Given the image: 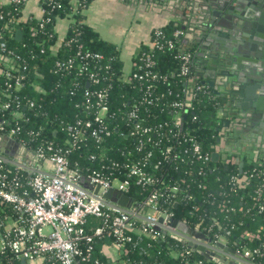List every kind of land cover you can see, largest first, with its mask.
<instances>
[{"label":"built area","instance_id":"obj_1","mask_svg":"<svg viewBox=\"0 0 264 264\" xmlns=\"http://www.w3.org/2000/svg\"><path fill=\"white\" fill-rule=\"evenodd\" d=\"M37 1L41 13L39 26L42 28L52 20L50 9L60 8L62 0H49L50 9L41 0ZM69 1L73 11L87 9L88 0ZM70 15L66 14L71 19ZM3 17L4 14L0 13V19ZM13 21L20 22L18 18ZM30 31L31 35H36V26H32ZM184 34L182 27L175 28L170 34L162 28L155 29L148 50L135 57L131 71L126 73L122 69L121 79L127 83L137 81L141 90L139 100L127 105L122 118V135L133 138L135 149L140 153L138 157L130 158L124 177L108 172L106 165L84 173L77 163L75 166L71 164L68 157L71 149L64 150L54 142L40 143L36 149L28 148L27 141L16 136L18 127L9 128L5 121H0L1 137L11 138L25 149L23 160L10 159L0 151V264H7L3 263V257L8 253L22 262L42 259L52 264H104L94 258L98 240H113L126 255L130 244L137 245L145 235L156 237L158 233L173 235L186 245L189 242L205 245L207 252L229 255L236 264H264L250 260L254 255H264L261 251L264 248V224L258 231L245 229L241 233V238L257 241L260 247L239 251L230 244L226 232L212 234L214 224L203 223L204 218L200 214L203 203L199 204L197 189L203 192L204 202H217L221 213L250 212L251 208L232 206L227 199L215 198L208 189L215 148L211 151L205 148L198 131L202 126L196 111L202 100L212 99L215 94L207 82L195 77L197 51L182 47ZM64 42L68 46L74 43L75 53L57 59L54 70L77 77L70 95L75 96L77 89L84 84L86 86L82 90V99L76 103V107L84 111L83 115L76 116L69 123L61 121L63 130L70 136L72 146L79 147L86 137L99 146L112 134L110 119L115 116L109 98L113 84L104 74L109 65L104 64L106 57L102 53L87 49L78 39V34L67 41L64 39ZM52 49V54L57 55L59 48L56 51ZM174 49L180 53L179 67L173 72L178 83L167 87L170 76L159 69L154 52ZM41 53H46L44 47ZM5 58L23 60L6 40H0L2 70ZM4 73L12 75L10 69ZM24 78V75L16 76L15 90L21 88ZM35 104V100H28L25 107L33 108ZM21 106L19 95L0 101L2 110L15 107L18 116L22 117ZM29 134L35 136L36 133L30 131ZM104 154L105 151L101 150L100 155L92 154L90 159L104 160ZM224 154V159L219 162L239 166L235 155ZM112 166L119 168L117 163ZM251 182L255 185L253 205L264 215V158H258L250 171L243 170L229 178L237 192H245ZM134 186L142 188L140 202L129 195ZM109 190L126 194L131 204L123 206L108 199L105 195ZM179 201L194 202L190 210V215L195 216L192 224L176 218L170 210V205ZM94 218L101 224L92 225L91 219ZM174 221H178L176 225ZM179 222L211 241L179 229ZM242 224H233L232 228ZM225 247H232L237 255L229 254ZM191 252L197 251L189 247L186 251H173L176 256Z\"/></svg>","mask_w":264,"mask_h":264},{"label":"trees","instance_id":"obj_2","mask_svg":"<svg viewBox=\"0 0 264 264\" xmlns=\"http://www.w3.org/2000/svg\"><path fill=\"white\" fill-rule=\"evenodd\" d=\"M41 2L45 6L49 5V0H41ZM91 2L92 0L87 1V8ZM25 6L26 3L23 0H9V2L0 6V13L4 14L3 19H0V40H6L9 46L23 57V60L5 58L4 69L0 68V101L19 95L22 102L19 111L23 116H18L15 107L10 110H2L0 107V121H5L6 126L9 128L18 127L19 130L16 136L18 139H25L28 148L36 149L40 143L54 142L64 150L71 149L68 154L71 164L75 166L77 163L84 173L106 165L108 172L113 171L116 175L124 177L130 158L138 157L140 153L135 149L136 142L134 139L122 135V118L127 105L139 100L141 90L137 81L127 83L121 79L124 62L118 47L114 43L103 40L91 25L84 22V12L87 9L82 10L80 8L73 11L69 0H62L61 7L56 10H51L48 6L52 20L42 28L39 26L40 19L38 18L23 19ZM66 14H71L72 22L65 41L78 34V39L84 43L85 47L102 53L106 57L104 64L109 65V69L104 71V74L108 77V82L113 84L109 98L115 116L110 119L112 134L99 146L89 137H86L79 147L72 146L70 136L63 130L61 124V121L69 123L76 116L83 115L84 111L78 109L76 103L82 99V90L86 86V84L82 85L81 89L76 90V95L72 96L70 92L74 89L73 81L77 80V77L62 71L56 73L54 70L57 59L75 53V44L68 46L66 42L61 44L57 55L52 54L51 51L56 42L54 30L56 18L57 16H66ZM15 18H18L20 22L13 21ZM32 26L37 28L36 35H31L30 28ZM175 28L172 26L163 27L162 29L170 34ZM18 30L23 32L21 40L16 38ZM42 47L46 49V53H41ZM147 47L144 46L138 55L142 51L148 50ZM154 54L158 60L159 69L170 76L166 84L167 87L178 83L176 78H173V72H176L179 67L178 55L180 53L178 49L164 52L155 51ZM24 66H27V68L24 69ZM6 69H10L12 75H5L4 71ZM17 75L25 76L19 90L14 89ZM180 85L182 86V84ZM28 100H35L36 104L33 108L25 107ZM218 103L219 100L217 99L205 98L196 111V113H199V124L202 126V128L198 127V131L201 138H203L205 148L210 151L214 150L220 131V129L217 130L220 127V121L217 117ZM30 131H34L35 136L30 135ZM101 150L105 151L104 160L90 159L92 154L100 155ZM261 158H264V155L259 156V159ZM113 163H117L119 168L115 169L112 166ZM255 163L256 159L254 158L246 161L243 170L245 172L250 171L255 167ZM213 167L212 173L210 172L208 189L214 194L215 198L227 199L230 205L237 208L243 207L246 209L250 207L251 209L250 212L221 213L217 207V202L213 204L204 202L203 192L197 189L196 196L199 199V204L203 203L200 209V214L204 218L203 223L214 224L212 234H218L219 232L229 234L230 244L239 251H243L245 248L254 250L260 247L257 241L249 242L241 238V233L245 229L258 231L264 224V215L259 213L253 205L252 190L255 187L254 182L246 186L245 192L243 190L237 192L229 183V178L231 175L240 172L238 164L225 165L222 162H214ZM142 193L141 187L134 186L129 195L136 202H140ZM220 193H223V196ZM193 205V201H179L174 205H170V210L174 212L176 218L184 219L192 224L195 220V216L190 215ZM239 222H243V224L233 229L232 225ZM91 224L98 226L101 221L94 218L91 219ZM105 239L107 238L98 240L95 243L94 258L108 264L107 260L99 256L97 252V245ZM186 250H188V246L177 237L158 233L156 237L145 235L137 245L130 244L129 253L124 255V259L127 264H188V262L193 263L196 261L201 262V264H218L215 260L206 259L198 252H191L184 256L173 255V251ZM261 251L264 252V248ZM3 258V263L22 264L21 260L13 258L9 253ZM250 260L264 263V255L263 257L254 255ZM47 264L52 263L47 262Z\"/></svg>","mask_w":264,"mask_h":264},{"label":"water","instance_id":"obj_3","mask_svg":"<svg viewBox=\"0 0 264 264\" xmlns=\"http://www.w3.org/2000/svg\"><path fill=\"white\" fill-rule=\"evenodd\" d=\"M179 2L184 9L186 25L194 33L191 49L196 50L198 54L205 48L211 49L210 57L204 64L205 68L209 69L205 82L211 85L219 100L221 108L217 117L221 119L224 115L230 118L225 122L224 130L217 142L223 146L230 144L232 150L236 144L245 146L247 144L241 137H239L241 141L238 142L235 138L239 135V130L251 125L254 120L264 124V0H179ZM22 35L21 30L16 32L17 39L21 40ZM4 139L22 148L17 141L7 136ZM260 152L261 149L258 148L256 160L262 156ZM234 155L239 162L240 172H243L244 159L239 153ZM220 159V152L214 151L213 160L219 162ZM105 196L123 206L131 204L129 196L116 190H109ZM177 222L174 221V224ZM178 224L179 229L205 241H211L204 234L193 231L185 223ZM226 235L229 238V234ZM187 246L218 264H236L234 261H228L224 255L213 251L207 252L205 245H194L193 242H189ZM225 249L229 254L237 255L232 247Z\"/></svg>","mask_w":264,"mask_h":264},{"label":"crops","instance_id":"obj_4","mask_svg":"<svg viewBox=\"0 0 264 264\" xmlns=\"http://www.w3.org/2000/svg\"><path fill=\"white\" fill-rule=\"evenodd\" d=\"M9 2V0H0V6ZM84 22L91 25L99 36L108 42L114 43L124 62V71H131L135 57L144 46L151 43L153 31L163 27H182L185 34L182 38V47L191 49L194 33L186 25L184 18V9L179 0H92L87 10L84 12ZM40 4L37 0H28L26 3L23 19L29 17L39 18ZM72 20L68 16H57L54 30L56 33V42L52 46L56 51L63 40L66 38L70 29ZM187 26V27H186ZM186 27V28H185ZM211 49L205 48L203 52H197L194 73L195 77L205 81L208 68H205L207 59L210 57ZM220 133L224 130L223 119H219ZM241 140L247 145L231 148V145L223 146L216 142L215 151L218 150L221 159H224L227 151L229 155L234 153L241 154L244 162L252 160L257 156V149L260 148L261 155H264V124H259V120H254L251 125L245 126L239 130L236 140ZM0 151L8 158L25 159L24 148H20L13 142L5 141L0 137ZM237 160V159H236ZM98 255L104 257L108 264H127L124 259L122 249L118 247L113 240L107 238L97 245ZM174 256L176 254L173 253ZM228 261H234L229 255H226ZM236 262V261H234ZM22 264H47L46 261L39 259L36 261H23Z\"/></svg>","mask_w":264,"mask_h":264},{"label":"flooded vegetation","instance_id":"obj_5","mask_svg":"<svg viewBox=\"0 0 264 264\" xmlns=\"http://www.w3.org/2000/svg\"><path fill=\"white\" fill-rule=\"evenodd\" d=\"M209 85H210V84H209ZM210 86H211V85H210ZM211 88H212V87H211ZM212 89H213V88H212ZM213 92H214V90H213ZM214 94H215V92H214ZM214 98L217 99V98H216V95L213 96V99H214ZM218 107H219V104H218ZM220 108H221V106L219 107V110H220ZM219 112H220V111H219ZM219 112H218V114H219ZM221 113L223 114V111H221ZM221 119H223V124H225V122L228 121V119H230V118H229V116H224V115H223ZM262 156H263V155H262ZM260 157H261V156H260ZM254 159H256V157H254ZM256 161H257V160H256Z\"/></svg>","mask_w":264,"mask_h":264}]
</instances>
